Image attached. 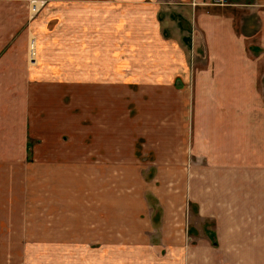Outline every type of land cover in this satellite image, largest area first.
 <instances>
[{"label":"crops","instance_id":"1","mask_svg":"<svg viewBox=\"0 0 264 264\" xmlns=\"http://www.w3.org/2000/svg\"><path fill=\"white\" fill-rule=\"evenodd\" d=\"M24 1L30 20L19 24L14 17V30H0V264H36L29 261V247L43 248L41 264H264V95L259 89L264 85V0H58L64 15L60 45L66 53H84L83 36L80 46L71 45L83 32V6H115L121 17L138 19V42L160 55L165 45L177 56L173 70L185 72V91L177 94L170 126L174 175L164 178L157 168L156 187L149 193L164 213L161 224H151L160 236L156 240L146 239L144 231L142 238L141 231L138 238L130 236L129 223L119 224L126 232L116 237L114 204L139 210L143 201L132 190L116 197L113 143L91 141L85 150L82 137L68 144L57 134L56 145L45 144V151L42 144L29 147L36 132V87L47 85L39 73L49 74V65L39 60L32 65L27 46L3 48L12 38L31 39L35 47L31 24L40 6ZM111 35L114 55V30ZM195 56L201 62H194ZM64 69L59 65L52 76L63 79ZM117 157L122 166L130 161L126 153ZM84 164L90 175L84 174ZM38 166H57L59 176L47 171L43 181ZM38 187L41 196L34 194ZM51 191L58 200V222L45 221L36 237V226L28 221L31 202L50 199ZM84 199L95 210L91 220L83 219Z\"/></svg>","mask_w":264,"mask_h":264},{"label":"rangeland","instance_id":"2","mask_svg":"<svg viewBox=\"0 0 264 264\" xmlns=\"http://www.w3.org/2000/svg\"><path fill=\"white\" fill-rule=\"evenodd\" d=\"M1 1L0 30L4 32L14 30V17L18 19L19 24L25 18L29 17L30 20L31 13L28 14L27 11L31 1H34L33 5L40 6L33 12L31 24L36 37V48L33 46L34 43L33 49L31 48L29 41L31 39L21 41L12 38L9 44L3 45V48L27 46L32 65L37 66L38 60L40 65L42 62L49 65V74L39 73L42 81L47 85L45 90L36 87L35 119H33V128L36 132L29 141V147L33 150L34 146L42 144L45 151V144L47 147L56 145L55 138L59 137L57 134H60V137L68 144L82 137V147L85 150L91 141L96 143L98 140L100 144L113 143L116 155L113 167L116 197H122V191L132 190V196L136 195L138 200L143 201L140 203L139 210H121L114 204L113 222L116 227V237L126 232L123 228H119V224L129 223L130 236L136 235L138 238L141 231L142 238V231H144L147 234L146 239H158L160 236L152 231L151 224H161L164 213L157 206L154 196L149 193L156 187L153 180L158 174L157 168L160 169L164 178L174 175L169 166L172 145L170 127L173 119L172 109L176 105L174 101L178 97L177 94H184L183 91H185V72L172 68V63L177 61V56L172 54L171 49L165 48V45L163 50L159 51L163 52L160 55L154 54V47L138 42L135 39L139 36L138 19L127 20V16L126 19L121 17L115 6L105 9L83 6V32L79 38L71 40V45L80 46L83 36L84 53L74 54L69 51L66 53L67 49L64 51L60 45L62 40L59 37L62 35L60 32L64 26L62 21L64 15H60L58 0H27L28 8L24 0H20L18 6H14V0ZM210 1L216 3L214 0ZM78 14L77 12V16ZM102 15H105L103 22H99L97 26L100 21L99 16ZM131 20H134V23L130 24ZM69 29L67 27V30ZM112 30L116 34L114 55ZM91 34H96L95 40L89 39ZM122 36L125 37L124 40ZM129 40L132 42L130 46ZM96 50H100V53L95 54ZM144 51L152 53H140ZM201 58V56H195L194 62H201ZM12 59L14 60V52ZM193 59H190L189 63L192 64ZM44 64L42 67L45 66ZM59 65L65 66L59 76L63 79L52 76L54 68H58ZM259 89L264 95V85ZM96 132L99 139H96ZM94 137L95 139L91 140ZM32 150H29L30 159L33 155ZM45 153H42V157ZM123 153L130 156V161L127 160L125 166L119 163L117 157ZM83 167L84 174L90 175V166L84 164ZM35 170L38 176L43 174L41 178L45 181L47 171H50L56 179L60 168L38 166ZM130 183L131 187H129ZM124 185L125 189H123ZM39 188L34 191L35 196L42 195L43 192L38 191ZM143 192L148 195L147 200ZM55 201L58 200H53L52 191L50 199L37 197L32 202L30 200L34 209L29 210L28 221L36 226V237L41 233L45 221L58 222L59 210L58 203L56 204ZM87 201L89 202V199H84V208L88 210L82 211L83 219L91 220L90 214H94L95 210H91V204L85 205ZM44 204L51 205V209L44 210ZM16 218L26 219L27 216L16 215ZM184 218L187 222L186 216ZM193 221L194 219L192 223ZM28 253L29 261H34L36 264L43 262L42 247H29Z\"/></svg>","mask_w":264,"mask_h":264},{"label":"built area","instance_id":"3","mask_svg":"<svg viewBox=\"0 0 264 264\" xmlns=\"http://www.w3.org/2000/svg\"><path fill=\"white\" fill-rule=\"evenodd\" d=\"M218 4H226L227 0H214Z\"/></svg>","mask_w":264,"mask_h":264}]
</instances>
